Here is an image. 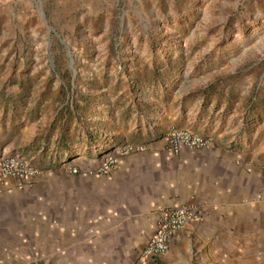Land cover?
Masks as SVG:
<instances>
[{"label": "rangeland", "instance_id": "obj_1", "mask_svg": "<svg viewBox=\"0 0 264 264\" xmlns=\"http://www.w3.org/2000/svg\"><path fill=\"white\" fill-rule=\"evenodd\" d=\"M188 114L169 129L222 135L264 167V0H0V158L67 174ZM88 132L102 141L78 144Z\"/></svg>", "mask_w": 264, "mask_h": 264}, {"label": "crops", "instance_id": "obj_2", "mask_svg": "<svg viewBox=\"0 0 264 264\" xmlns=\"http://www.w3.org/2000/svg\"><path fill=\"white\" fill-rule=\"evenodd\" d=\"M193 117H156L152 138L135 141L145 150L108 176L80 158V167H63L67 174L3 180L0 264H142L161 210L183 206L199 208L203 220L149 264H263L264 167L255 154L220 145L222 135L209 149L171 152L169 125L190 128Z\"/></svg>", "mask_w": 264, "mask_h": 264}, {"label": "built area", "instance_id": "obj_3", "mask_svg": "<svg viewBox=\"0 0 264 264\" xmlns=\"http://www.w3.org/2000/svg\"><path fill=\"white\" fill-rule=\"evenodd\" d=\"M164 137L167 140L169 150L173 153H178L182 148L206 150L212 147L214 143L212 138L190 129L171 128L165 133ZM144 150L143 145L129 142L120 144L113 148L98 164L96 163L94 170L99 174L108 176L118 167L123 157ZM78 172L77 167L71 168L72 174ZM42 173L25 156L11 155L0 158V183L11 178L22 185V183L31 181ZM203 217V212L197 207L183 206L162 209L155 231L141 256L142 264H149L167 255L170 252L172 243L180 234L193 223L203 220Z\"/></svg>", "mask_w": 264, "mask_h": 264}, {"label": "trees", "instance_id": "obj_4", "mask_svg": "<svg viewBox=\"0 0 264 264\" xmlns=\"http://www.w3.org/2000/svg\"><path fill=\"white\" fill-rule=\"evenodd\" d=\"M75 113H76L75 109L67 108V113L65 114L66 122H64L61 125L62 126L61 132L59 133L58 139L56 140L57 147H58L59 151H61V153H63V155H64L63 158H66L67 161H70L73 158L74 155H72L71 153L73 151H75L74 149L77 145L75 143V141L77 139L76 134L70 133L71 125L73 124L72 123L73 121H71V120L75 116ZM94 137H95V135L90 134L89 132L86 134L81 133L80 134V140H79L78 144H81L83 142H86L88 144V143H91L96 138H97L96 143L102 141V138L100 136L95 137V138ZM114 143H113V145H114ZM85 150H86V148H85ZM76 151L78 152V150H76ZM87 153H89V152H87ZM79 155H83V154H79ZM79 155L77 154V156H79ZM91 155H93V154L91 153ZM91 157H93V156H91Z\"/></svg>", "mask_w": 264, "mask_h": 264}]
</instances>
